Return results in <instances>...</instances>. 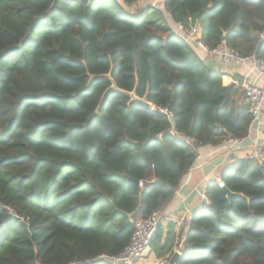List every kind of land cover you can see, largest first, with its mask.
<instances>
[{
  "label": "trees",
  "instance_id": "16d2710c",
  "mask_svg": "<svg viewBox=\"0 0 264 264\" xmlns=\"http://www.w3.org/2000/svg\"><path fill=\"white\" fill-rule=\"evenodd\" d=\"M139 2L0 0V264H108L94 260L172 201L197 149L247 134L242 89L167 20L264 61V0H163L134 17L124 5ZM108 73L154 109L115 91L99 107L111 82L90 77ZM220 182L235 196L207 182L178 264H264V160L234 157Z\"/></svg>",
  "mask_w": 264,
  "mask_h": 264
},
{
  "label": "built area",
  "instance_id": "2783aa9c",
  "mask_svg": "<svg viewBox=\"0 0 264 264\" xmlns=\"http://www.w3.org/2000/svg\"><path fill=\"white\" fill-rule=\"evenodd\" d=\"M77 1V0H68ZM118 3H122V0H116ZM163 1V0H162ZM130 11V6L124 5ZM167 24L171 31L180 37L181 39L192 42L197 45V48L203 53L214 58L217 66L221 71H226L229 68H236L244 63H249L251 66V73L255 74L257 78L263 79L262 83L251 82L248 76L243 79H232L234 86L242 89L245 97V101L250 106L251 121L248 125L247 134L244 137H229L222 142L214 153H218L221 157V165H226L234 160L235 154L241 151L248 142L252 143L251 152L246 155L245 159L249 161H255L262 163L264 160L263 144L257 139H252L253 134L258 132L261 128L262 120L264 118V61L257 58L254 54L248 57H241L227 49L224 45L209 50L202 42L201 38L196 34V26H189L185 28L182 24H172L167 20ZM259 38L263 39L264 34H259ZM153 110V106L150 108ZM161 113L165 114L169 118L171 114L168 110L162 109ZM171 134H174L170 131ZM161 137V135H159ZM177 139L184 141L186 144L193 146L194 140L186 139L176 136ZM200 149V148H199ZM196 150L195 163L192 168H202L209 163L210 155H202L200 150ZM222 187L223 184L220 182ZM200 198L204 205L209 204L208 197L205 192L200 193ZM182 222V218L178 214L177 210L165 211L158 210L152 212L146 218L133 219L130 218L129 223L132 227V236L128 245L119 254L114 256L101 255L94 261H105L108 264H137L144 254L150 249L154 235L157 231L166 224H174L179 226ZM167 259L158 262V264H166Z\"/></svg>",
  "mask_w": 264,
  "mask_h": 264
},
{
  "label": "crops",
  "instance_id": "0c3cea01",
  "mask_svg": "<svg viewBox=\"0 0 264 264\" xmlns=\"http://www.w3.org/2000/svg\"><path fill=\"white\" fill-rule=\"evenodd\" d=\"M196 26V34L201 38L202 28L199 24ZM201 30H200V28ZM196 53L202 59L206 66L215 73L225 75L224 83L231 84L232 79H243L248 76L251 82L262 83L263 79L257 78L255 74H252L251 66L249 63H244L236 68H229L226 71H221L217 66L214 58L198 51ZM261 128L258 132L253 134L252 139H257L260 144L264 143V118L262 120ZM219 147V146H218ZM218 147L204 146L201 147L200 153L202 155H210V161L202 168H191L185 177L180 182L178 189L175 191L174 198L163 209L165 211L177 210L178 214L182 218V222L179 226L174 224H166L161 227L153 240L152 247L144 254L143 258L138 261L137 264H158V262L165 259H169V253L178 251V241L180 237L186 234L188 222L193 215L199 212L204 205L200 198V193L205 192V186L207 182L214 180L220 183V173L223 169L221 165V157L218 153H214ZM252 150V143L248 142L246 146L235 154L237 158L245 159ZM164 246V254L159 256L157 254V248ZM171 247V249H170ZM168 250V252H167Z\"/></svg>",
  "mask_w": 264,
  "mask_h": 264
},
{
  "label": "water",
  "instance_id": "95a60500",
  "mask_svg": "<svg viewBox=\"0 0 264 264\" xmlns=\"http://www.w3.org/2000/svg\"><path fill=\"white\" fill-rule=\"evenodd\" d=\"M97 78H106V79H108L111 82V86L104 93V95H103V97H102V99L100 101L99 107H100V105H101V103L103 101V98L105 97V95L109 91H115L117 93H121V94L127 96L128 98H130L129 103H137L139 105H142V106L146 107L147 109H150L152 107V105L147 101V93L144 95L143 98H139L135 94L136 87L131 92H127V91H124V90H121V89L117 88V86L115 85V83L111 79L110 73H108L106 75L97 76V77L91 76L90 77V82L93 79H97ZM232 86H234V84H231L230 87H232ZM221 188L225 192V194H226V196H227L228 199H230L231 197H234L235 196V194H233L232 192H230L224 185ZM180 257H181V253L179 251H175L171 255V257L167 260V263L166 264H178V261H179Z\"/></svg>",
  "mask_w": 264,
  "mask_h": 264
},
{
  "label": "rangeland",
  "instance_id": "374dc122",
  "mask_svg": "<svg viewBox=\"0 0 264 264\" xmlns=\"http://www.w3.org/2000/svg\"><path fill=\"white\" fill-rule=\"evenodd\" d=\"M163 4L162 0H140V2L137 4H134L130 8V14L134 17L140 16L142 11L147 7V6H152L155 8L161 9V6ZM200 28V27H199ZM201 30V28H200ZM196 47L197 45L194 44ZM199 50V49H198ZM152 247V244L150 245V248Z\"/></svg>",
  "mask_w": 264,
  "mask_h": 264
}]
</instances>
